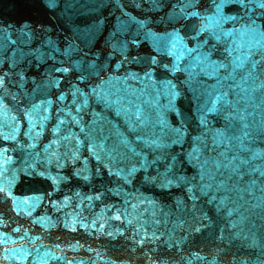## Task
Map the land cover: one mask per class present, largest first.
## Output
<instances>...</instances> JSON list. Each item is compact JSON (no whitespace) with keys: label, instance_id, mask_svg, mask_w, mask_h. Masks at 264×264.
<instances>
[{"label":"water","instance_id":"obj_1","mask_svg":"<svg viewBox=\"0 0 264 264\" xmlns=\"http://www.w3.org/2000/svg\"><path fill=\"white\" fill-rule=\"evenodd\" d=\"M0 264H264V0H0Z\"/></svg>","mask_w":264,"mask_h":264}]
</instances>
